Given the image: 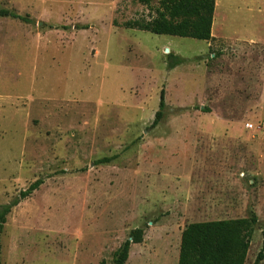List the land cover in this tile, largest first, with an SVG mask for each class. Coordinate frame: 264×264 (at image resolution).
Returning a JSON list of instances; mask_svg holds the SVG:
<instances>
[{"label": "rangeland", "instance_id": "rangeland-1", "mask_svg": "<svg viewBox=\"0 0 264 264\" xmlns=\"http://www.w3.org/2000/svg\"><path fill=\"white\" fill-rule=\"evenodd\" d=\"M158 1L0 0V206L43 180L0 264H113L135 229L124 264H177L186 225L252 214L264 249V0H215L208 42L124 27Z\"/></svg>", "mask_w": 264, "mask_h": 264}, {"label": "trees", "instance_id": "trees-1", "mask_svg": "<svg viewBox=\"0 0 264 264\" xmlns=\"http://www.w3.org/2000/svg\"><path fill=\"white\" fill-rule=\"evenodd\" d=\"M139 2L146 6L150 4V0ZM214 10L215 0H159L153 17L148 20L128 21L124 23V27L155 35L208 42L212 39ZM0 16L26 21L25 18L5 10H0ZM177 64L173 63L171 66ZM164 109V93L161 92L153 125L160 121ZM109 161V158H103L97 161V164H106ZM42 184V179L34 181L9 203L0 206V234L6 216L12 208L27 199ZM256 224L257 217L252 214L248 218L194 222L186 225L180 235L177 264H245ZM142 235L140 229L131 231L130 238L115 252L113 264H124L130 245L141 243ZM263 260L264 249L257 253L253 264H261Z\"/></svg>", "mask_w": 264, "mask_h": 264}, {"label": "built area", "instance_id": "built-area-1", "mask_svg": "<svg viewBox=\"0 0 264 264\" xmlns=\"http://www.w3.org/2000/svg\"><path fill=\"white\" fill-rule=\"evenodd\" d=\"M246 128H252V125L251 124H246V126H245Z\"/></svg>", "mask_w": 264, "mask_h": 264}, {"label": "water", "instance_id": "water-1", "mask_svg": "<svg viewBox=\"0 0 264 264\" xmlns=\"http://www.w3.org/2000/svg\"><path fill=\"white\" fill-rule=\"evenodd\" d=\"M41 24V23H40Z\"/></svg>", "mask_w": 264, "mask_h": 264}]
</instances>
